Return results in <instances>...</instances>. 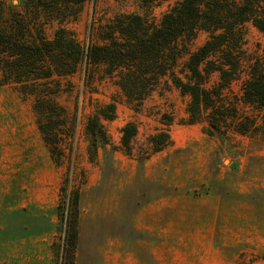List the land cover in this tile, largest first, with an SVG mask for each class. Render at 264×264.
Returning <instances> with one entry per match:
<instances>
[{
    "label": "rangeland",
    "instance_id": "obj_1",
    "mask_svg": "<svg viewBox=\"0 0 264 264\" xmlns=\"http://www.w3.org/2000/svg\"><path fill=\"white\" fill-rule=\"evenodd\" d=\"M7 9L19 0H0ZM179 0L86 1L61 26L83 46L119 15L158 23ZM56 24L46 26L50 36ZM207 38L199 32L189 44ZM264 37L248 27L245 49L261 53ZM214 77L212 78V80ZM57 97L68 115L64 159L57 166L37 130L30 102L0 86V264H55L61 188L77 190L74 264H264V142L220 140L188 124V97L175 89L129 102L100 69L80 66ZM235 92L239 86L233 84ZM113 102L102 121L109 145L86 153L88 117ZM132 124V156L121 129ZM164 147L155 152L154 145Z\"/></svg>",
    "mask_w": 264,
    "mask_h": 264
},
{
    "label": "trees",
    "instance_id": "obj_2",
    "mask_svg": "<svg viewBox=\"0 0 264 264\" xmlns=\"http://www.w3.org/2000/svg\"><path fill=\"white\" fill-rule=\"evenodd\" d=\"M86 1L96 0H19L13 9L0 1V86L11 87L30 102L37 130L57 166L67 158L69 139L64 133L68 115L57 97L82 65L85 71L100 69L102 77L136 104L153 92L177 90L188 97L186 122L201 123L209 137L229 141L239 135L264 142V45L256 57L245 49L248 27L264 37V0H179L158 23L119 15L98 27L99 43L84 48L61 25L74 20ZM53 24L57 26L48 36L46 26ZM199 32L207 38L190 50ZM114 117L113 102L88 117L90 162L109 145L102 121ZM136 134L132 124L121 129V148L128 156ZM164 145L160 141L153 150ZM59 196L55 264H74L79 193L63 187Z\"/></svg>",
    "mask_w": 264,
    "mask_h": 264
}]
</instances>
